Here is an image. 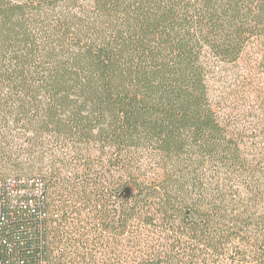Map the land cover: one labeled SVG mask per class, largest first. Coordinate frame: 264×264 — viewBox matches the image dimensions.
<instances>
[{
  "label": "trees",
  "instance_id": "1",
  "mask_svg": "<svg viewBox=\"0 0 264 264\" xmlns=\"http://www.w3.org/2000/svg\"><path fill=\"white\" fill-rule=\"evenodd\" d=\"M11 177L0 264H264V0H0Z\"/></svg>",
  "mask_w": 264,
  "mask_h": 264
},
{
  "label": "built area",
  "instance_id": "2",
  "mask_svg": "<svg viewBox=\"0 0 264 264\" xmlns=\"http://www.w3.org/2000/svg\"><path fill=\"white\" fill-rule=\"evenodd\" d=\"M44 193V184L42 181L36 180H20L16 178H8L5 181H0V204L3 195L6 196V201L15 206L20 200H29L28 205H33V197L41 199Z\"/></svg>",
  "mask_w": 264,
  "mask_h": 264
},
{
  "label": "rangeland",
  "instance_id": "3",
  "mask_svg": "<svg viewBox=\"0 0 264 264\" xmlns=\"http://www.w3.org/2000/svg\"><path fill=\"white\" fill-rule=\"evenodd\" d=\"M226 110H227V112L233 113L234 116H237V112L239 111L237 109V103L234 105L228 104ZM35 150L36 149L31 147V145L25 144V146H23V148L19 147V149L14 151V152L16 153V155L18 157H20L21 160H26V159L29 160L30 159V161L24 165L25 166L24 168L28 169V168L32 167L33 170H35L34 173H32V175L44 176V174L39 173L38 170L43 169L45 171L46 170L45 167L47 165H45V163L43 161H40L38 159L34 160V156L38 154V153L34 154ZM10 174H13V172H10ZM135 192L136 191L133 187H129L126 191V195H131V194H134Z\"/></svg>",
  "mask_w": 264,
  "mask_h": 264
}]
</instances>
